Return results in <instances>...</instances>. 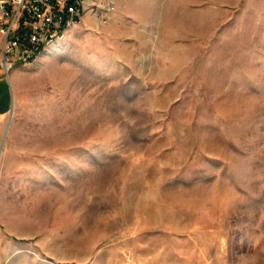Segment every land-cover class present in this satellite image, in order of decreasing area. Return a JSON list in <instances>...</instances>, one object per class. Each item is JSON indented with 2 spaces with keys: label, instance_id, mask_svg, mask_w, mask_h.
I'll list each match as a JSON object with an SVG mask.
<instances>
[{
  "label": "rangeland",
  "instance_id": "374dc122",
  "mask_svg": "<svg viewBox=\"0 0 264 264\" xmlns=\"http://www.w3.org/2000/svg\"><path fill=\"white\" fill-rule=\"evenodd\" d=\"M113 1L0 71V264H264V0Z\"/></svg>",
  "mask_w": 264,
  "mask_h": 264
},
{
  "label": "built area",
  "instance_id": "2783aa9c",
  "mask_svg": "<svg viewBox=\"0 0 264 264\" xmlns=\"http://www.w3.org/2000/svg\"><path fill=\"white\" fill-rule=\"evenodd\" d=\"M113 0H0V71L36 63L87 16L109 20Z\"/></svg>",
  "mask_w": 264,
  "mask_h": 264
},
{
  "label": "water",
  "instance_id": "95a60500",
  "mask_svg": "<svg viewBox=\"0 0 264 264\" xmlns=\"http://www.w3.org/2000/svg\"><path fill=\"white\" fill-rule=\"evenodd\" d=\"M14 99V98H13Z\"/></svg>",
  "mask_w": 264,
  "mask_h": 264
}]
</instances>
